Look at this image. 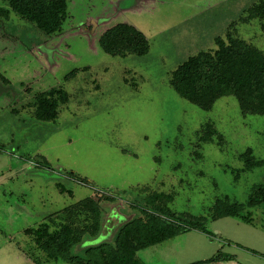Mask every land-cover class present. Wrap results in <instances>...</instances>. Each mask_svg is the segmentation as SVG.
<instances>
[{"label":"rangeland","instance_id":"rangeland-1","mask_svg":"<svg viewBox=\"0 0 264 264\" xmlns=\"http://www.w3.org/2000/svg\"><path fill=\"white\" fill-rule=\"evenodd\" d=\"M259 1L69 0L53 35L0 16V264H66L39 248L37 232H84L72 250L82 253L116 221L149 213L177 225L137 251L141 264H264V202L247 203L264 166L247 170L242 157L251 147L264 159V114H243L234 95L206 110L170 84L230 30L264 51L262 20L245 19ZM119 22L146 35V54L102 50L99 36ZM59 87L68 99L38 118V98Z\"/></svg>","mask_w":264,"mask_h":264},{"label":"trees","instance_id":"trees-1","mask_svg":"<svg viewBox=\"0 0 264 264\" xmlns=\"http://www.w3.org/2000/svg\"><path fill=\"white\" fill-rule=\"evenodd\" d=\"M3 1L6 5H0L1 17L7 18L13 11L47 35L62 32L69 15V0ZM245 11L248 12L245 19L260 18L264 27L263 1ZM98 42L103 51L113 56L144 55L149 51L146 35L128 22H119L104 30ZM215 44V48L189 56L172 71L170 84L173 89L206 110H210L221 96L234 95L243 114H264V51L231 30L225 36L215 37ZM75 72L74 69L67 76ZM48 95L51 97L43 94L38 98L35 109V115L43 120L55 117L56 101L68 99V93L62 87L48 91ZM210 128L206 139L216 131L212 126ZM242 157L247 170L264 166V159L254 157L251 147L243 152ZM261 202H264V181L256 186L247 200L250 206ZM100 207L95 210V217L101 213ZM176 225L175 221L156 213H149L146 217L133 216L120 224L109 240L84 245L82 253H73L72 250L84 243L85 234H73V228L69 226L48 228L47 235L37 232L36 240L50 259L60 258L66 264H141L137 251L175 235ZM100 232L101 227L95 225L91 236Z\"/></svg>","mask_w":264,"mask_h":264},{"label":"flooded vegetation","instance_id":"flooded-vegetation-1","mask_svg":"<svg viewBox=\"0 0 264 264\" xmlns=\"http://www.w3.org/2000/svg\"><path fill=\"white\" fill-rule=\"evenodd\" d=\"M126 219H128V218H126ZM125 221H127V220H123L122 222L116 221L115 224H114V225L112 226V228L110 229V231L108 232L107 237L110 238V236L113 235V232L115 231V229H116L120 224H122V223L125 222ZM102 229H103V227L101 228V231H102ZM99 234H100V233H99ZM105 240H108V239H105Z\"/></svg>","mask_w":264,"mask_h":264},{"label":"water","instance_id":"water-1","mask_svg":"<svg viewBox=\"0 0 264 264\" xmlns=\"http://www.w3.org/2000/svg\"><path fill=\"white\" fill-rule=\"evenodd\" d=\"M196 264H223L221 262H201V263H196Z\"/></svg>","mask_w":264,"mask_h":264},{"label":"crops","instance_id":"crops-1","mask_svg":"<svg viewBox=\"0 0 264 264\" xmlns=\"http://www.w3.org/2000/svg\"><path fill=\"white\" fill-rule=\"evenodd\" d=\"M106 29H107V28H105L104 30H106ZM104 30H103V31H104Z\"/></svg>","mask_w":264,"mask_h":264}]
</instances>
